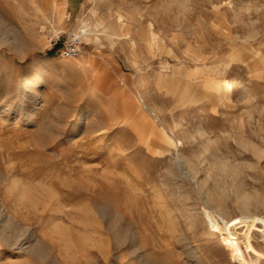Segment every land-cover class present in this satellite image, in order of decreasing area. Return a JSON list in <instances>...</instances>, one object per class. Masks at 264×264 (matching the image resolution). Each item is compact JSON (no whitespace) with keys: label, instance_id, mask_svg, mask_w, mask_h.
<instances>
[{"label":"rangeland","instance_id":"374dc122","mask_svg":"<svg viewBox=\"0 0 264 264\" xmlns=\"http://www.w3.org/2000/svg\"><path fill=\"white\" fill-rule=\"evenodd\" d=\"M0 253L264 264V0H0Z\"/></svg>","mask_w":264,"mask_h":264},{"label":"built area","instance_id":"2783aa9c","mask_svg":"<svg viewBox=\"0 0 264 264\" xmlns=\"http://www.w3.org/2000/svg\"><path fill=\"white\" fill-rule=\"evenodd\" d=\"M59 50L60 56L64 58H76L80 55L81 35L69 34L62 41Z\"/></svg>","mask_w":264,"mask_h":264},{"label":"bare ground","instance_id":"6f19581e","mask_svg":"<svg viewBox=\"0 0 264 264\" xmlns=\"http://www.w3.org/2000/svg\"><path fill=\"white\" fill-rule=\"evenodd\" d=\"M28 117L27 118H30L31 116L30 115H27ZM26 117V116H25ZM25 120V119H24ZM83 120H85V116H81V117H79L78 118V120L75 122V127L77 128L80 124H81V122L83 121ZM29 121V120H28ZM21 194V193H20ZM24 195V194H23ZM22 195V196H23ZM19 198H22L21 196H19ZM238 254V253H237ZM2 258V253H0V259Z\"/></svg>","mask_w":264,"mask_h":264}]
</instances>
